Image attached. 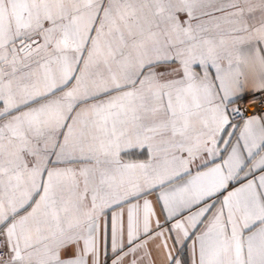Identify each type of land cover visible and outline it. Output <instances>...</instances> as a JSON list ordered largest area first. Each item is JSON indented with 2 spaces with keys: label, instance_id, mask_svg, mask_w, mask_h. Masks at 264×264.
Segmentation results:
<instances>
[{
  "label": "snow or ice",
  "instance_id": "snow-or-ice-1",
  "mask_svg": "<svg viewBox=\"0 0 264 264\" xmlns=\"http://www.w3.org/2000/svg\"><path fill=\"white\" fill-rule=\"evenodd\" d=\"M0 264H264V0H0Z\"/></svg>",
  "mask_w": 264,
  "mask_h": 264
}]
</instances>
